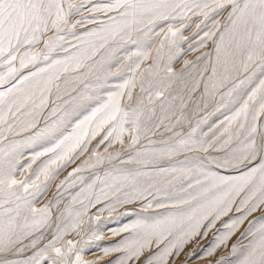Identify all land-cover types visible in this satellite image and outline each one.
I'll return each mask as SVG.
<instances>
[{"label": "snow or ice", "instance_id": "snow-or-ice-1", "mask_svg": "<svg viewBox=\"0 0 264 264\" xmlns=\"http://www.w3.org/2000/svg\"><path fill=\"white\" fill-rule=\"evenodd\" d=\"M87 2L90 3L91 0ZM84 7L85 0L80 3L75 0H0V65L8 68L6 75H0V83L15 77L18 69L14 64L17 60L20 68L35 64L42 54L44 60L48 61L49 55L38 51L37 46L42 42L47 52H51L56 48L54 40L66 41V37L59 35L60 33L67 31L75 35L74 29L77 25L84 24L85 20L72 23V17L79 14ZM89 11L112 12L116 15L109 16L108 23H102L97 29L84 33L85 37H95V41L77 38L80 44L86 46L71 45L76 49L75 52H69L62 60L52 61L47 68H40L29 76L19 78L17 84L7 92H0V138L3 139H6L4 133L13 132L16 124L20 125L21 130L35 127L39 110L48 105L53 87L56 89V99L61 100L62 105H71L70 109L64 111L60 121H67L75 116L77 109L86 108L89 101L95 100L97 103L89 115L78 120L71 133L63 135L52 147L33 156L34 163L41 155L49 152L54 154V158L47 161L35 174V179L15 178V166L9 157L20 142L14 141L0 147V264H41L44 258L50 260L51 264H97L96 261H85L79 251H76L73 259L76 245L71 240L66 241L62 247H56L63 235L59 225L53 238L39 251L24 260L11 258L34 248L43 238L41 233V236L30 240L28 244L23 243L24 239L44 227L51 219L52 207L55 206L51 201L40 208L34 206L35 198L46 190L47 182L54 179L55 173L51 165L71 160L77 149L80 150L79 155H83L88 151L87 144L105 125L109 126V130L101 143L114 137L123 144L122 137L125 132L130 134V147L137 145L142 135L149 139V143H154L149 134L156 135L161 128L179 136L180 133L173 131L174 127L184 119L183 110L195 93L199 92L201 101H205L207 106L206 98H215L241 69L248 72L250 66L254 65L264 75V0H113L109 4L95 5ZM189 12L202 18L201 24L205 27L208 26L207 22H211V30L200 37V46L203 47L208 40L212 41L215 58L213 60L211 52L204 53L203 57L208 59L203 68H197L191 61H185V68L191 66L195 69L194 72L185 75L183 69L180 72L173 69L171 61L180 53L179 42L186 38L182 35L184 26L175 28L171 23L168 24L166 32L161 29L163 39L156 50L157 56L151 65L139 72V76L135 73L140 69L143 60L149 59V53L139 50L131 53L125 57L130 63L123 66L124 62L121 60L111 64V56L105 58L100 52L104 49L105 52L115 53L127 43L139 45L141 42L133 39L134 33L148 37L157 21L184 20L188 18ZM220 17H223V21ZM201 24H196L198 30H202ZM51 31L56 35L45 38ZM195 35L199 36V31ZM110 42L115 47H109ZM166 45L168 63L165 64L162 61ZM59 47L68 52L63 44ZM97 55H101L100 60L96 59ZM132 56L136 59L133 60ZM203 57H197V60ZM105 64H108V68L105 70L103 83H100L101 77L96 72L103 69ZM94 66L98 68L94 70ZM112 68H116V72H112ZM125 68L132 71L133 75L117 85L116 90L108 91L107 98L101 101L100 90L107 84L108 76L117 75ZM70 71L78 74L71 78L64 77L63 95L70 99H63L61 85L54 84V81L61 80V72ZM254 75L255 71L245 79L251 80ZM89 77H94L98 83H90ZM243 83L245 80H240L239 84ZM239 84L234 83L232 88L221 94V99L224 96L231 97ZM58 107L52 108L53 115ZM262 116L264 79L260 80L259 85L251 91L234 115L226 118V126L219 136L214 134L210 138L220 141V137H224L220 141L221 146L230 144L233 139L237 142V147L231 148L225 154L230 155L231 160H224L220 166H254L237 177L208 173L201 180L197 176H190L186 187L183 183L180 185L179 191L183 195L176 197L171 204L175 211L150 220H137L121 229L125 232L131 231L132 235L126 237L121 246L103 250L105 256L110 252L123 253L117 260L108 261L107 264H180L177 257L184 244L199 233L204 222L208 221L207 228L214 227L221 217L233 211L234 205V210L239 215L235 218L229 217L223 223L226 231L218 237V243L209 250L208 256L220 244L225 243L249 215L260 210L259 220L249 221V227L240 234L248 243L245 245L238 241L232 245V252L235 254L238 246L242 248L237 264H264V123H257ZM55 126L54 123L52 128ZM52 128L46 126L30 136L28 141L41 138ZM195 131L193 129L188 134V139H178L174 145L158 150L160 155L171 156L185 149L207 152L205 144L208 141H200L197 146V142L191 139ZM162 143L167 144V141ZM92 155L97 164L103 163L104 157L96 152ZM137 155L143 153L138 152ZM107 159L111 160L112 156L109 155ZM88 164V160L84 161L83 165L68 174L69 177L81 172ZM27 167L31 168V164ZM78 179L83 182V177ZM66 183L67 178L57 185V197L61 195L59 189ZM92 188L93 185L89 184L88 189ZM153 188L157 192L161 191L155 183H149L142 190L134 188L133 193L125 192L124 199H117V203L147 199L146 193L152 194ZM121 192L123 188L120 185L112 186L114 196ZM84 193L85 189L82 188L73 197V201ZM101 194L105 197L108 195L103 189ZM90 196L91 192L85 197L87 204L84 200L80 201L84 213L87 212L88 205L92 204ZM237 197L240 198L238 203ZM96 202H100V195L96 196ZM155 206L169 207L159 201ZM145 207H153L152 202L149 201ZM109 210H114V206ZM80 215L81 213H77V218ZM73 227L78 228L79 225ZM204 235H207V231ZM215 264L227 262L221 258Z\"/></svg>", "mask_w": 264, "mask_h": 264}, {"label": "bare ground", "instance_id": "bare-ground-1", "mask_svg": "<svg viewBox=\"0 0 264 264\" xmlns=\"http://www.w3.org/2000/svg\"><path fill=\"white\" fill-rule=\"evenodd\" d=\"M75 2L76 3H80L81 0H75ZM85 2H86V0H85ZM189 2H190V0H189ZM87 3H85V4H87ZM112 16H113V14H112ZM194 16L195 15H193L191 12H189L188 13V18H186L184 20L177 19V20H169V21L161 22V24L155 26V28L153 30V34H154V31H156V30H160V33L162 34L161 29H163L164 32H165V29H167L169 23H171L175 28H181L183 25L182 26L180 25V27H179V24H181V23L185 24V23L188 22L189 19H192V21L193 20L195 21L197 18H195ZM72 18H74V16ZM220 18H223V17H220ZM207 23H209V27L205 30V32L211 30V22L209 21ZM203 33H204V31H203ZM47 34H50L49 36L55 35L54 31L48 32ZM162 39H163V34L161 36V39L160 38H154V39H151L149 43H147V45H150L149 47H152V48L154 47V50L149 53V59L143 60L146 63H148V66L151 65L153 60L156 58V56H157V51L156 50H157V48H159L160 41ZM54 41H56L55 44H57L58 40H54ZM189 42H191L189 38L181 40L179 42L180 43V49L183 48V47L185 48V46H187V44ZM210 42H212V41H210ZM153 43H155L156 46H151V45H153ZM195 43H196V45H194L193 49L187 47L188 49L185 48L186 51L180 52L178 55H176L173 58V60L171 61V64H172V67L175 68L174 69L175 71L180 72L183 69L185 75H187L189 72H194L195 71V69H193L191 66H189L188 68H185V63L183 64V62H185V60H186L185 56L191 50L194 51V54H195V58L193 59L192 63L195 64L197 66V68H203L205 63L207 62L208 58L207 57H203L204 53L211 52L212 53V58L214 60V58H215L214 45H212V46L210 45L211 48L207 49L208 41L205 42V45L203 47L200 46V40H198V42H195ZM39 45H40V47H39ZM39 45L37 46V48L39 47L38 51H40L41 53H44V51H46L45 53H47V54L49 53L44 48L45 46H44V44L42 42ZM139 46H141V45L139 44ZM147 50L149 51V48ZM121 51H122V49L120 50V52ZM145 52H147V51H145ZM165 53L167 55H165ZM122 55H123V53H122ZM163 56H164V59H163L162 63H165V64L168 63V47H167V45H166V47L164 49ZM197 57H203V58L198 61ZM38 60H40V59H38ZM40 61L41 62L39 64V66H42V67L47 65V64H50L49 63L50 61L49 60L45 61L43 59V57L41 58ZM17 62H19V60ZM29 66H30V64H29ZM141 66H142V64H141ZM30 67H29V69H31ZM133 67H135V66L133 65ZM26 69L29 70L28 68H26ZM36 70H37V68H36ZM253 71H255V75L252 76L251 80H246L245 77L248 76L249 74H251ZM137 73H138V76H139V72H137ZM63 79H64V77L61 76V80H57V82L62 81ZM122 79H121V76L117 77L116 80H114V79L112 80L111 77H108L107 78V83L108 82H116V83L120 82V84H121L122 83V81H121ZM261 79H264V75H261L260 70L255 68V66L253 65V66H250L248 72H244V70L241 69L238 73H236L234 75L233 80L228 81L225 84V86L220 90V93H218L215 96V98H211V97L206 98V105L207 106H205V101H201L199 92L195 93L193 95L192 99L187 101V107L183 110L184 119L179 124H176L175 127H174L173 131L175 133H180V135L179 136H174L173 133L165 132L164 129L161 128V129L158 130L156 135L149 134V136H154V138H151V140L154 141V143H149V141L147 143L150 145V144L160 143L162 141H174V142H176L178 139H188L189 138L188 134L190 132H192L193 129H195L196 131H195V133L193 135H196V133L198 134V136L202 135V137H199V139H198L197 146L199 145L200 141H208V143L205 144V147H207L208 150L209 149H211V150L214 149L216 151V150H221L224 146L229 145L230 148H228V150L224 151V154L228 153L231 148L237 147V142H236L235 139H233V141L230 144H225V145L221 146L220 141H222L224 138L220 139V141H217V140L210 139L207 135H208L209 132L213 131L214 133H212V134H215L216 136H219L220 132L223 131V127L226 126V120H224L225 121L224 124H221V121L217 120V114H219V113L221 114V110H222L226 114V117H230V116L234 115L235 111L238 110L239 106L244 102V100H247V97H248L249 94H251V91L253 89H255L259 85ZM240 80H245V83L239 84ZM54 82H56V81H54ZM234 83L235 84H239V87L235 88V90L233 91L231 97L224 96V98L222 100L221 99V94L226 93L230 88H232ZM108 91H111L110 88L104 87V88H102L100 90V94L99 95L106 96L105 98H107V92ZM136 91L137 92L139 91V87L138 86L136 88ZM186 100H187V97H186ZM94 103H96V102H94ZM201 106H205L206 107L204 109V114H207V116L202 118V119H197V118H195V116H196V114L200 113L198 108H200ZM86 111L88 113V110H86ZM44 115L48 117L51 114H44ZM44 115L41 114V115L38 116V119H39V122L37 121L38 124L41 123L42 118H43ZM86 115H89V114H83V113L82 114L81 113L80 114H75V116L76 117L78 116V118H75V116H73L74 120L77 119V121L72 124V127H70L71 128L70 130L69 129L67 130V129L60 128L53 138L45 140L44 143L42 144V146H40L39 149H36L35 152H33L31 154H28V156L30 155L29 158H28L27 154L24 157L16 156V159L17 158H22L23 159L25 157L28 158L26 160L25 164L24 163L22 164L21 168L22 169L25 168L26 169L25 171L29 172L30 174L28 176H26L27 174L26 175L21 174L19 176L14 174L15 178L17 180H22V179H25V178L35 179V174L44 166V164L47 161H49L50 159L54 158V154L49 152V153H47L48 157L46 158V160H43V162H37V159H36L34 163L32 162L33 156L36 153L42 152L45 148L52 147L55 143L58 142L59 139H62L63 135L71 133L72 130H73V127L78 122V120L83 119L84 116H86ZM257 123H264V117L262 118L261 121H259ZM43 128H45V127H43ZM104 128H106V129H104V131L98 133V134H100L99 138H97V139L92 138L90 143L87 144L88 151L84 152L83 155H79V151L80 150L77 149L76 152L72 154V159L71 160L61 161V162H58L57 165H51V168H52L53 172L55 173L54 179H51V180H49L47 182L46 190L41 195L37 196L35 198V200H34V206L37 207V208L43 207L45 204H48L50 201L52 202L53 205H55L54 207H52L51 219L49 220L48 224H46L44 227H42L38 231L33 232V234L31 236L27 237L23 241L24 244H28L30 240L41 236V233H43V238L38 241L36 246L34 248H29L27 252H24V253H21V254H18L16 256L11 257L12 259L24 260V259H27L28 257H30L31 255H33L35 252L39 251L46 244H48V242L53 238V235L56 234V232H57V226L59 225V228L63 232V235H62L61 240L56 244V247H62L66 241L71 240L73 242V244L76 245V249L74 250V252L72 254V258L73 259L75 258L76 251H79V254L81 255V257L85 261H96V262H98V261L101 260V258L100 257L98 258L95 255L94 250H92L93 246L100 245V243H103V242L106 243L108 241V239H112V238H115V237L119 238V236H121L122 232H124V231H120V229H119V231L115 230V232H114V230L111 229L113 227L112 223L121 221V218H120L121 217V210H122V208L124 206V203H117V199H121V200L124 199V193L125 192L126 193H133V189L134 188L135 189H139L140 186H138L137 183H133V181L135 182L136 179L138 178L137 176L139 175V172L135 171L136 168L141 167L142 164H145V163H147V164H145L144 166H149L150 168L151 167L156 168L157 166L158 167H162V164L165 163V161L157 162L158 161V157H155V158L150 159L149 161H147V159H148L146 157L147 151L142 152L143 155H137V153H134V152H130L129 153L128 150L127 151H125V149L122 150V151H124L122 153V156H121V164H122V166L124 167L125 165H131V167H132L131 172L133 174H135V175L133 176V178L130 181H128L129 182L128 183L129 184V188H127L125 186L126 178H122V177L120 178V182L117 185H120L123 188V192L119 193L116 196H114L112 194V186H114L116 184L115 183L113 184V180L110 179V177H111V175H110L111 173L110 172H107V173H105L102 176L100 175L98 177L99 179H97V177H95V176H97L96 172L94 173V172L89 171V170L86 172V170H84V169H83V171L85 172L86 178L83 179V182L81 180H70V181H67V183L63 187H61L59 189V192L61 193V195L59 197H57V195H56L57 191H58L57 190V185H59L61 183V181H65V178H62V175L64 174V171L66 170V168L68 166H75L76 168L80 167L81 165L84 164V161H86L88 159L89 154L91 152L98 153L100 151L104 140H103L102 143L100 141L107 134V131L109 130V126L105 125ZM55 129L56 128H54V130ZM27 130L31 131L30 132L31 135L34 133L32 128H29ZM102 133H103V135H102ZM98 134H97V136H98ZM126 134H128V133H126ZM183 135H184V137H183ZM123 138H124V135H123ZM192 138H193V136H192ZM111 139H112V137H111ZM27 143L28 144H27L26 147H31L34 144V141H32V142L27 141ZM104 144H107V143H104ZM114 144H115V142H114ZM120 144L121 143L119 142V145ZM144 144H146V143H144ZM109 145H107V146L109 147ZM107 146L104 147V148H107ZM122 147H124V146H122ZM143 147H144V145H143ZM144 148H147V147H144ZM225 157L227 159L231 160V156L230 155H225ZM216 161H218V160H215V162L213 160H208V161H206L207 163L199 165L200 166L199 169H197V167H196L195 170L192 173L191 172L183 173L182 176H181V182H180L179 185H181L183 183L185 185V187H186L190 176H197L199 179L203 180L204 179V174L213 173V171L211 172L210 167H213V163L217 164ZM150 162H154V163H150ZM130 163H132V164H130ZM29 164H31V168L27 167ZM251 165H253V164H251ZM87 166H89V164L85 165L84 168H87ZM58 167H61L60 171L57 169ZM15 170H16V167H15ZM122 171H127V169L123 168ZM247 171H248V169H247ZM217 172H218V170H217ZM98 173L102 174V172H98ZM218 173H220V172H218ZM218 173H215V174L218 175ZM93 177H95V178L93 179ZM126 177H127V175H126ZM43 179H44L43 176H41V181H43ZM94 181H95V183L93 184ZM169 182L165 181L164 183H161V185L156 184L157 187L162 189V192L165 194V196H167V198L165 200L166 204H168V203L172 204L174 202V199L176 198V197H172V196L169 197V195H171L173 193L172 186H171L172 184H168ZM192 182L194 183V181H192ZM170 183H172V182H170ZM89 184L93 185V188L90 189V190L88 189V185ZM82 188L85 189V193L81 197H79L77 200L73 201V197L76 196V194L78 192H80V190ZM101 189H103L104 192L108 193L107 197H105L104 195L101 194ZM152 190L154 192H156V193H161V191L157 192L155 188H153ZM89 192H91L90 198L92 200V204L88 205L87 212L84 213L83 212V205L81 204L80 201L84 200V203L87 204L88 201H87V199H85V197L89 195ZM97 195H100V202L99 203L96 202V196ZM57 199H59V204L58 205H57ZM237 199H238L237 200V203H238L240 198L237 197ZM127 204H129V203H127ZM133 204H134V202H133ZM138 205H140V204H138ZM138 205H137V207L139 208ZM113 206H114V210L110 211L109 209L111 207H113ZM234 207H235V205H234ZM169 211H175V209H173V210L170 209ZM115 212H117V214L113 218H108V216L106 215V214L115 213ZM77 213H81L79 218H77ZM167 213L165 212L164 214H160V215H156V214L149 215V216H146L143 219H142V217H139L141 219H139L138 217H137V219H135L136 218L135 217L134 218L135 220H133L132 222L128 223L127 225H131L134 222H136L137 220H145V219H149L150 220V219H153V218H158L159 216L165 215ZM61 214H63V215H61ZM136 215L138 216V214H136ZM259 218L260 217L255 218L253 221L259 220ZM217 223H218V221L216 222V224ZM76 224L79 225L78 228L73 227ZM207 224H208V221H205L204 224L201 226L199 233L197 235L193 236L190 240H188L187 243L184 244L183 249L180 252V255L177 257V259L180 262V264L182 263L184 258L190 257V256L193 255V253L187 251V248L189 246H191L192 248H197L200 245L204 244L205 242L209 241L208 239H209V237H211L209 235V232H211L216 227V224L212 228H207ZM120 225H121V229H122V222H120ZM258 226L259 225L257 224L256 227H258ZM219 227H223V225L219 226ZM205 231H207V235H204ZM253 231H255V228H253ZM114 233H118V234H114ZM223 233H218L216 235V237H215L216 239H214V240L211 239V242L208 245L209 249H208L207 252H209V250L214 245H216L218 243V237L221 236ZM131 235L132 234H130V235L128 234L127 236L123 237L122 239L119 240V242L117 241V243L115 245H113L111 248L121 246V244L124 241V239L126 237L131 236ZM233 237H234V234L224 243V248H223L224 250H223L222 253H223V255L227 256L226 259L229 262L227 264H237V257L240 256V253L242 251V248H241L235 254H233V252H232V244L234 243V241L236 242V240H235L236 238H233ZM233 239H234V241H233ZM97 241H100V242H97ZM106 244H108V243H106ZM96 252H98V251H96ZM111 253L114 254V253H117V252H114V253L111 252ZM217 254H218L217 252H213L211 256H213V258H215L217 256ZM41 264H51V261L46 259V258H44V259L41 260Z\"/></svg>", "mask_w": 264, "mask_h": 264}, {"label": "rangeland", "instance_id": "rangeland-1", "mask_svg": "<svg viewBox=\"0 0 264 264\" xmlns=\"http://www.w3.org/2000/svg\"><path fill=\"white\" fill-rule=\"evenodd\" d=\"M112 2H113V0H91L90 3H87V0H86L85 3H87V4H85V7L81 10V12L79 14L74 15V18H72V21H71L72 23H75L78 20L84 19L85 20V23L82 24V25H77V27L74 29L75 35H72V34H70L67 31L66 32H62V33L59 34V35L65 36L66 37V41H59L58 40L57 44H55L56 41H54V44L56 45V48H55V50H53V51H51V52L48 53V55L50 57V59H49L50 62L49 63L51 64V62L54 61V59L55 60H62V59H64V56H67L69 54V52H75L76 49H74V48L71 47V45H73V44L78 45L79 47H85L86 46V45L80 44V40L77 39V38H81V39H91V40L95 41L96 40L95 37H92V38L85 37L84 36V33L85 32H88V31H91L93 29H97L98 27L101 26L102 23H108L109 22L108 17L109 16H112V14L113 15H116V14L115 13H112V12H109V13H104V12H99V11L98 12H90L89 9L92 8L95 5H104V4H109V3H112ZM177 2H179V0H177ZM190 2H191V0H190ZM194 17L197 18L195 21L194 20L192 21V19H189L187 23H185V24L184 23L179 24V27H180V25L181 26L182 25L184 26L183 31H182V35L185 38H189L190 41H191V42H189L187 44V46H185V48L188 47V48L193 49L194 45H196L195 42H198V40H200L199 38L204 35L203 31L205 32V30L209 27V23H207L208 24L207 27H205L204 24H201V19L202 18H200V17H198L196 15ZM220 19H221V21H223L222 20L223 18H220ZM92 20H95L96 22L95 23L89 22V21H92ZM161 22H164V21L163 20L157 21L156 22V26L159 25V24H161ZM196 24H201V29L202 30L196 29ZM166 31H167V29H165V32ZM198 31H199V36H196L195 34ZM156 33H160V30L154 31V34H153V32L149 33V36L148 37L143 36V34H140L141 35L140 36V35H137V34L134 33L133 34V39H138L141 42L140 43L141 46L135 45V44H132V43H127V44L123 45V47H121L115 53L105 52L104 49H101L100 52L103 55V57H105V58H107L108 56H111V60L109 61L110 63L112 62L113 64H116V61L117 60H121V61L124 62V65L123 66H126L128 63H130V61H128V60L125 59V57L128 56L129 54L135 53L138 50L139 51H143V52L147 51L148 53H150V52H152L154 50V47L153 48L152 47H149L150 45H147V43H149L150 40L151 39H154V38H160L161 39V36H162L163 33L162 34L160 33V35H157ZM49 35L50 34H46V37L45 38H47V37H53L56 34L55 35H52V36H49ZM68 42H70V43H68ZM60 44H63L65 48H68V52H65L63 50V48H60L59 47ZM210 45L212 46L213 43L210 42V40H208V47H207V49L211 48ZM151 46H156V45H155V43H153V45H151ZM39 47H40V45H39ZM109 47H115V45L114 44H111V42H110ZM38 48H37V50H38ZM148 48H149V51L147 50ZM185 48L184 47L181 48L180 49V52L186 51ZM121 49H122L121 52L123 53V55L120 52ZM45 52L46 51H44V53ZM190 52H188L187 55L185 56V59H186L185 61H191L192 62L193 59L195 58L194 51H192L191 53ZM42 55L40 57V60L43 57ZM165 55H167V54L165 53ZM96 59L97 60H100L101 59V55H97L96 56ZM132 59L135 60L136 57L135 56H132ZM40 60H37L36 61V64H33V65L30 64L31 67L28 65L27 67L22 68V69L20 68L19 62H17L18 61L17 60L15 62V64H14V66L18 69L15 77H10V78L6 79L3 83H0V92H7L9 88H12V86L14 84H17L19 78L24 77V76H28V75H30L29 73L36 72L40 68H47L49 66V64H47V65H45L43 67L42 66H39V64L41 62ZM89 63H91V61H89ZM184 63L185 62H183V64ZM147 66H148V63H146L145 61H143L142 66L140 67V69L137 72L142 71L143 69L147 68ZM29 67L32 70L29 69ZM26 68H28L29 70H27ZM36 68H37V70H36ZM96 68H98V66H94V70ZM107 68H108V64H105L103 69H100L99 71L96 72V74L97 75H100V77H101L100 83H103L104 76H105V70ZM173 69H175V68H173ZM7 72H8L7 66L0 65V75H6ZM112 72H116V68H112ZM137 72L135 74L138 76V73ZM77 74L78 73L72 72V71H70L68 73H64V72L62 73L61 72V76H63V77H66L67 76V77H70V78L76 76ZM130 74L133 75V72L130 71V70H126V68H125V70H123L121 73H119L117 75H114V76H108V77H111L112 80L113 79L116 80L117 77L121 76L123 78V79L121 78L122 79L121 81L123 83L124 79L126 80V79H128L129 76L131 77ZM89 82L92 83V84L98 83L95 80L94 77H89ZM55 83H59L61 85V90H62L61 91V95H62L63 99H70V97H68L66 95H63V89L65 87V85L63 83V80L62 81H59V82L56 81V82H54V84ZM119 84H120V82H118V83H116V82H108L105 85V87L110 88L111 91H114V90H116V86L119 85ZM99 96H100V100H102V101L106 97V96H103V95H99ZM94 102H96V101L93 100V101L87 102L86 108H79V110L77 109L76 114H80V113L81 114L82 113L83 114H90V112L92 111V109L97 106V103H94ZM57 106H59L58 107V110L53 115L52 114V108L53 107H57ZM70 108H71V105H62V101L56 99V89H55V87H53L52 88V92L49 95V103H48V105L46 107H44V109L39 110V115H41V114H43V115L44 114H51V115L48 116L49 118L44 115L40 124L37 123V121L39 122V119H38V116L39 115H38L37 118H36V125H35L34 128H32V130L34 131V133H36V132L40 131L43 127H46V126H49V128L50 127L52 128V126H53L54 123L56 124V126H55L56 129L55 130H54V128H52L51 131H49L48 133H46L45 135H43L41 138L36 139V141L34 140V144L31 147H26L27 144H28L27 141H28L29 136H34L35 134L33 133L31 135L30 134L31 131L21 130V127H20L19 124H16L17 126L16 125L14 126V131L13 132H11V133L5 132L4 133V136H6V139L0 138V147L6 146V145H10L14 141L20 142L17 145V147H16V152L13 153L11 157H9V159L12 160V163L16 167V170L14 171V174L15 175L19 176L21 174H23V175H26L27 174L26 176H28L30 173L27 172V171H25L26 170L25 168L24 169L21 168L22 167V164L23 163L25 164L26 160L29 158L30 155L28 156V154H31V153L35 152L36 149H39L40 146H42V144L44 143L45 140L53 138L55 136V134L57 133V131L60 128L67 129V130L68 129L69 130L71 129L70 127H72V124L75 123L77 121V119L74 120V117H70L69 118L70 122H69V120H67V121H60V117L63 115L64 111H66V110H68ZM205 108H206L205 106H201L200 108H198L199 111H200V113L199 114H196L195 118L202 119V118L206 117L207 114H204V109ZM86 110H88V113H87ZM263 117L264 116L260 117V119L257 122L261 121ZM75 118H78V116L77 117L75 116ZM226 118H227L226 117V114L222 110H221V114L220 113L217 114V120H220L221 122L224 121V120H226ZM27 119H31V117H27ZM104 129H106V128L101 129L100 132L104 131ZM126 133H128V132H125L124 133V138L122 137L123 140H124V143L123 144H120V145H119V141H116L114 139V137H112V139H111V137H109L107 140H104L103 145L101 146V149L98 152V154L100 156L104 157L103 163H99V164L95 163L96 162V158L92 155L93 152H91L89 154L88 159H87L89 161V166H87V168H83V169L86 170V172L88 170L89 171H92L94 173L96 172L97 173V176H95V177H99L100 175L102 176L105 173L110 172L111 173L110 174L111 175L110 179H112L113 180V184L115 183L116 185L119 184L121 177L122 178H126V184H125V186L127 188H129V184H128L129 182L128 181H130L135 174H133L131 172V169H132L131 165H125L124 167L122 166V164H121V156H122V153L124 152L122 150L123 149H125V151L128 150L129 153L130 152H134V153H138L139 152V153H142L144 151H147V155H146V157L148 158L147 161H149L150 159H153L155 157H158V161L157 162H159V161H165V163L162 164V167H158L157 166L156 168H153V167L150 168L149 166H144L145 164H147V163H145V164H142L141 167L136 168L135 171L136 172H139V175L137 176L138 178L136 179L135 183H137L138 186H140L139 187V190L144 189L149 183H155V184L161 185V183H164L165 181L166 182H169L170 181L172 183H168V184H172L171 186H172L173 193L171 195H169V197L170 196H172V197H178L180 195L181 196L183 195V193L179 191V189H180V185L179 184L181 182V176H182V174L189 172V169L192 170L191 171V173H192L195 170V168L197 167V165L199 166V165H202L204 163H207L206 161H208V160H213L214 162H215V160H218V161H216L217 164H214L213 163V167H210V170H211V172L213 171V173L214 172L215 173L220 172V173H218L219 176H224L225 175L226 177H237V176H240L244 172H247V169H249L250 167L254 166V164L253 165L249 164L247 166H245L244 164H238L236 166H228V167L220 166V164H222V162L227 159L225 157L224 151H226V150H228V148H230L229 145L224 146L221 150H216L215 151L214 149H212V150L209 149L208 152H203V151H190L189 152L188 150L186 151V149H185V150H181V151L177 152L174 155L168 156V155H160V153H159L158 150L164 149L165 147H168V146H172L176 142H174V141H167V144L160 142V143L150 144L149 145L147 143L149 141V139L148 138H145L142 135L141 138H140V140H139V142L137 143V145H135L134 147H130L129 146L130 145V140H131L130 134L129 133L126 134ZM212 133H214V132L213 131L209 132L207 136L209 138L213 137L214 134H212ZM66 135H68V134H66ZM102 135H103V133H102ZM99 137H100V134H98V136L96 135L94 138L97 139ZM183 137H184V135H183ZM199 137H202V135L201 136H198V134L196 133V135H193V138L192 137L191 138H192V140H195L196 142H198ZM149 138L150 139L151 138H154V136H149ZM223 138L224 137H220V139H223ZM113 141L115 142V144H114ZM104 143H107V144H104ZM144 143H146V144H144ZM105 145L106 146L109 145V147L107 146V148H104V147H106ZM143 145H144V147H147V148H144ZM122 146H124V147H122ZM26 154H27L28 158L25 157L26 159L25 158H23V159L22 158H17L16 159V156H18V157H24V156H26ZM109 155L112 156V159L111 160H108L107 159V157ZM47 157H48V154L47 155L39 156L37 158V162H43V160H46ZM227 160H230V159H227ZM150 163H154V162H150ZM130 164H132V163H130ZM75 168H76L75 166H68L66 168V170L64 171V174L62 175V178H67V181H70V180H80V179H78V177H83V179L86 178L85 172L83 170L81 172L75 173L73 176L69 177L68 174L70 172H72L73 169H75ZM123 168L124 169H127V171H122ZM57 169L60 171L61 167H58ZM161 169H164V171H161ZM217 170H218V172H217ZM97 171L98 172H102V174H99ZM126 175H127V177H126ZM95 177H93V179ZM151 193L152 194H150V195L146 193L147 199H143V198H141V199H135V200H133L129 204L124 203V206H123V208L121 210V217H120L121 218V221L120 222H122V229L128 223H130L133 220L137 219V217L138 218L139 217H142V219H143V218H145L146 216H149V215H154V214L160 215V214H164L165 212L166 213L169 212L170 209L173 210V208L171 207V203H168V205H169L168 208H159V207H156L155 206L156 203H157V201L166 204L165 200H166L167 196H165V194L162 192V189H161V193H156L153 190H151ZM149 201L152 202L153 207L146 208L145 205ZM133 202H134V204H133ZM138 204H140V205H138ZM137 205L139 206V208L137 207ZM234 208L235 207L233 206V211L232 212H229L228 215L225 216L224 218L222 217L218 221V223L216 224V227L211 232H209V235L211 237H209V239H208L209 241L208 242H205L204 244L200 245L197 248H192L191 246H189L187 248V251L193 253V255L190 256V257L184 258L181 264H210V262H211V264H215V262L221 260V258H223L224 261H226L227 263H229L227 261V259H226L227 256L226 255H223V253H222L223 250H224L223 249L224 248V243L223 244H220V246L218 248H216L215 252H217L218 254H217V256L215 258H213V256H208V252L207 251L209 249L208 245L210 244L211 239H213V240L216 239L215 237H216V235L218 233H223V232L226 231V229H224L223 227H219V226H222L223 223L229 219V217L235 218L236 216L239 215V213H236L235 212ZM116 214H117V212H115V213H109V214H106V215L108 216V218H113ZM136 214H138V216ZM258 217H261V211L260 210H257L256 212H254L253 214H251V215L248 216V218H247V220H245L244 224H242L239 227V229L234 232V237L233 238H236L235 239L236 242L233 239V241H234L233 244H237L238 243V240L240 242H242L243 244H245V245L248 243V240L247 239H243L240 234L242 232H244V230L249 227V221H253L255 218H258ZM139 219H141V218H139ZM120 222H114V223H112V226L113 227L111 229H113L114 232H115V230L119 231V229L121 231ZM128 234L130 235V234H132V232L131 231H127V232L124 231V232H122L121 236H119V238L118 237H115V238H112V239H108V241L106 242L108 244H106V243L103 242V243H100V245L93 246V249L92 250H94L95 255L98 258L99 257L101 258V260L98 261L97 264H99V263L100 264H107L108 261H113L114 262L115 260H117L123 254L122 252L121 253L120 252H117V253H114L113 252L114 254H112L110 252L107 256H105L103 254L104 253L103 250L105 248H111L113 245H115L117 243V241L119 242L120 239H122L123 237L127 236ZM97 242H100V241H97ZM240 249L241 248L238 246L237 251L240 250ZM96 251H98V252H96Z\"/></svg>", "mask_w": 264, "mask_h": 264}]
</instances>
